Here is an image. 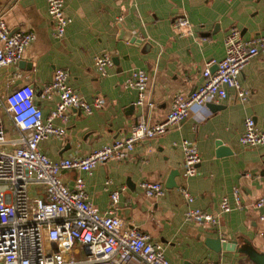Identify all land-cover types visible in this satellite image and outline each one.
Returning a JSON list of instances; mask_svg holds the SVG:
<instances>
[{"label": "crops", "instance_id": "obj_1", "mask_svg": "<svg viewBox=\"0 0 264 264\" xmlns=\"http://www.w3.org/2000/svg\"><path fill=\"white\" fill-rule=\"evenodd\" d=\"M63 11L70 21L55 37L44 0H0V17L8 31L35 36L16 64L0 67V118L4 132H11L8 140H16L19 131L4 110L3 96L19 85H31L45 119L57 98L38 94L55 68L68 72L67 84L84 100L90 102L94 96L101 100V107L89 115L70 110L64 121L52 119L54 126L64 128V136L37 144L50 160L88 154L126 135L139 119L150 124L164 120L174 97L201 83L205 63L224 57V38L230 29L239 30L245 40L264 36V0H63ZM179 18H186L189 27L176 28ZM101 54L112 58L104 76L93 63ZM134 69L149 76L146 98L152 107L137 105L136 90L125 87ZM239 83L250 90L246 101L227 88L225 100L192 106L185 120L137 144L129 157L97 162L88 172L62 169L58 176L68 187L80 176L87 200L100 211L110 207V192L123 187L117 214L124 225L159 241L171 264H257L237 249L214 250L206 243L208 237L236 239L238 247L246 239L264 251V205H254L264 195V144L248 147L239 142L247 117L264 130V56L248 62ZM182 139L201 154L193 175L184 173ZM221 146L225 152H219ZM175 169L176 184L167 186ZM142 180L161 182L164 194L146 195L139 186ZM234 187L242 205L222 211V196L234 203ZM181 188L193 195L192 202ZM29 192L42 194V188L31 184ZM188 206L215 214L218 223L186 219Z\"/></svg>", "mask_w": 264, "mask_h": 264}, {"label": "built area", "instance_id": "obj_2", "mask_svg": "<svg viewBox=\"0 0 264 264\" xmlns=\"http://www.w3.org/2000/svg\"><path fill=\"white\" fill-rule=\"evenodd\" d=\"M44 1L52 34L60 37L70 21L63 11V0ZM174 25L178 29L187 28L189 22L179 18ZM34 38L32 32H9L0 17V67L16 64ZM224 47V57L210 58L205 63L201 83L188 94L174 97L164 120L150 124L139 119L126 135L83 156L50 160L37 147L42 139L64 136V128L54 126L53 118L64 121L67 111L77 110L89 115L101 107L97 96L88 102L70 88L65 69L55 68L51 80L38 94L44 99L57 98L45 119L34 102L35 91L31 85L22 84L7 92L3 96L4 110L19 136L16 140L6 139L0 118V264H171L159 241L152 240L139 228L124 225L117 214L123 187L110 192V207L100 211L87 200L80 176L68 187L58 173L72 168L88 172L97 162L129 157L137 144L162 135L169 127L185 120L192 106L225 100L227 88L235 91L237 99L246 101L250 90L240 85L239 76L252 58L264 56V36L255 35L245 40L239 30L232 28L224 38ZM93 63L96 71L104 76L112 58L101 54L94 57ZM124 83L125 87L136 90L137 105L153 106L146 98L149 76L144 70H132ZM239 142L248 147L264 144V130L256 126L252 117L245 118ZM179 145L183 152L184 173L195 174L201 154L187 139H182ZM31 184L41 186L42 194H31ZM139 186L148 196H160L165 192L159 181L142 180ZM181 192L188 203L193 201L187 189L181 188ZM232 196L233 204L226 195L222 196L219 202L222 211L241 207L238 188L232 189ZM254 205L263 206L264 195ZM184 215L186 219L209 225L218 223L215 214L197 206H188ZM78 253L81 258L73 256Z\"/></svg>", "mask_w": 264, "mask_h": 264}, {"label": "water", "instance_id": "obj_3", "mask_svg": "<svg viewBox=\"0 0 264 264\" xmlns=\"http://www.w3.org/2000/svg\"><path fill=\"white\" fill-rule=\"evenodd\" d=\"M134 38H132V41ZM225 152L226 149L222 148V146L219 148V152ZM178 173V170L175 169L171 172L169 181L167 186L175 185L174 182V175ZM206 243L214 250H220V249H237L238 251L244 252L249 256V258L257 263V264H264V251L257 250L255 247H253L248 240H244L242 244H240L238 247L237 240L236 239H221L219 237H208L206 238ZM183 264H192L189 261H184Z\"/></svg>", "mask_w": 264, "mask_h": 264}, {"label": "rangeland", "instance_id": "obj_4", "mask_svg": "<svg viewBox=\"0 0 264 264\" xmlns=\"http://www.w3.org/2000/svg\"><path fill=\"white\" fill-rule=\"evenodd\" d=\"M3 131H4V130H3ZM10 133H11V132H8V133H5V132H4V137L7 139V138H8V137H7L8 134L11 135Z\"/></svg>", "mask_w": 264, "mask_h": 264}]
</instances>
